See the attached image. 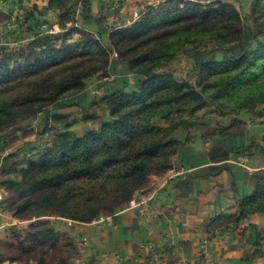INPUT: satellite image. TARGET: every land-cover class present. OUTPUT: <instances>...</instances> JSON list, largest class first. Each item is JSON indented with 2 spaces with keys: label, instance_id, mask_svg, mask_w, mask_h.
<instances>
[{
  "label": "trees",
  "instance_id": "obj_1",
  "mask_svg": "<svg viewBox=\"0 0 264 264\" xmlns=\"http://www.w3.org/2000/svg\"><path fill=\"white\" fill-rule=\"evenodd\" d=\"M35 8L25 14L27 25L35 19ZM48 8L60 13L61 32L46 34L29 26L33 38L23 46L0 47V131L44 109L46 118L66 121L48 107L77 104L71 98L80 95L89 79L109 75L113 51L135 80L133 87L124 80L122 87L94 100L107 109L98 129L67 123L25 166L4 172L7 178L0 186L18 198L5 201L4 208L11 207L20 221L35 211L83 223L112 215L115 207L141 195L150 175L168 172L172 157L188 139L182 142L173 133L204 120L199 109L209 105L224 116L264 103V0H254L248 15L232 1L161 0L146 4L136 20L112 29L107 37L74 25L67 0H48ZM245 38L238 52L230 48ZM192 45V57L201 48H224L229 60L193 62L195 81L177 80L164 66ZM205 134H224V126L208 128ZM230 149L212 147L211 160L224 161ZM255 213H264V169L255 175L252 193L238 200L237 212L220 215L213 228H234ZM55 236V228L44 226L27 238L53 242Z\"/></svg>",
  "mask_w": 264,
  "mask_h": 264
},
{
  "label": "crops",
  "instance_id": "obj_2",
  "mask_svg": "<svg viewBox=\"0 0 264 264\" xmlns=\"http://www.w3.org/2000/svg\"><path fill=\"white\" fill-rule=\"evenodd\" d=\"M159 1L87 0L81 8L75 5V23L107 35L136 20L146 4ZM21 5L28 11L31 5L36 7L30 23L37 29H58V12L48 8V0H21ZM18 6L15 0L3 4L7 11H17ZM112 61L110 69L119 64ZM79 97L74 100L78 107L67 105L70 110L87 105ZM65 107L58 112L68 113ZM69 114V118L75 116ZM215 118L173 133L182 142L188 139L172 157L168 172L154 175L146 191L145 213L124 207L102 222L79 223L77 238H86L84 260L89 264L129 260V264H137L142 258L146 259L143 264L149 260L153 264H264V213L243 217L236 227L225 231L213 228L214 219L237 212L238 200L252 193L254 177L264 169V104ZM218 126H224V134H205ZM219 145L231 149L224 161H212L209 152ZM0 264L7 263L1 259Z\"/></svg>",
  "mask_w": 264,
  "mask_h": 264
},
{
  "label": "rangeland",
  "instance_id": "obj_3",
  "mask_svg": "<svg viewBox=\"0 0 264 264\" xmlns=\"http://www.w3.org/2000/svg\"><path fill=\"white\" fill-rule=\"evenodd\" d=\"M5 1L7 0H0V47L11 48L23 46L33 38V32L28 27H36L31 23L30 25H27L28 20L25 21V14L28 13V10L21 9V0H15L19 5L17 11H7L3 7ZM196 1L207 3L215 0ZM225 1H232L236 9L245 15L251 14L252 12L254 0ZM75 5L81 8L86 5V2L85 0H67V6L72 8L73 13L75 14L74 16L76 17L78 10L76 11ZM57 16L58 29L55 30L45 27L43 31L46 34H56L62 31V28L59 26L60 13H58ZM67 19V17H63L62 21L64 20L65 23L67 22ZM74 25H76L75 22ZM248 28L249 27L247 26V32L249 30ZM25 33L28 35H24ZM98 34L107 37L109 33L107 35L102 33ZM76 36V33L72 34V37L75 38ZM246 41L247 38L244 39L243 43H239L230 48H232L233 51L238 52L240 47ZM195 47V45H192L184 48L169 64L164 66V70L169 71L177 80H182L187 77L190 78L191 81H195V77L191 74L193 62H195V64H200L207 61L224 62L229 60V53L224 48H216L211 51L201 48L198 49L194 57H192ZM111 58L113 60L116 59L117 56H111ZM115 65V68L109 70L108 76L103 78L94 76L88 80V86L82 91L81 97L78 96L81 101H85L87 104L84 108H80L79 106L80 110L72 111L70 110V106H66L68 108L67 111L69 112L65 114L58 112L60 108L56 109L48 107L50 109L48 110L51 112L65 115L66 121L57 122L54 119L46 118L47 109H44V111L38 113V115L31 120H19L15 124H11L10 127L0 131V184H2L7 178V175L4 174L6 170L25 166L29 157L34 159L36 156L35 151L43 149L46 142L53 140L54 135L57 132L56 130L62 128L65 124L71 123L73 125L72 127H81L82 129H98V127H100L103 120L107 117V109L103 104L98 105L94 100L102 96L107 90L112 91L113 89L122 87L124 80L127 81L126 85L128 87H133L134 85V76L130 72L125 73L126 69L124 70L121 64ZM76 98H71V101H74ZM72 106L78 107L77 104H73ZM71 112L75 114L73 118H69V113ZM214 112L215 110L209 105L198 110V113L201 116L200 119H206L209 121L215 120V117L218 116V114ZM88 116H94V120H84V117ZM34 137H37L35 142L33 140ZM24 138H26V140H24ZM153 177L154 175H150L149 182L142 189L141 195L134 196L133 198L142 196H144L143 198H146V191L149 190ZM0 193L2 195L0 200V217H2V219H0V260L4 259L7 264H38L40 262H42L41 264H89L87 260L83 259V254L86 253L84 251L86 247L83 246V243L86 241V238L82 237V240L77 238L79 234L77 226L79 223L83 222H72L61 217H56L55 212L38 213L36 211L33 213L29 212L26 219L20 221L13 215V211L10 210L11 207L4 208L5 201L7 204H11L18 200L17 194L14 193L11 195L6 188L1 186ZM128 202L129 201L115 207L113 212L126 207ZM95 220L96 219L88 222V224H95ZM44 226L56 229V236L53 238V242H50L49 240L39 242L36 239L29 240L27 238L28 234L38 231ZM11 232L14 233L13 236H9ZM14 241L15 245H12L14 247L10 246V244L8 245V243ZM31 244H33V246L30 251L23 250L24 248L31 246ZM257 246L258 245H256V247ZM142 260H145L144 262L146 263V259L142 258L141 260H138L137 264H143V262H141ZM129 261H126L124 264H129ZM147 264L153 263L149 260Z\"/></svg>",
  "mask_w": 264,
  "mask_h": 264
},
{
  "label": "built area",
  "instance_id": "obj_4",
  "mask_svg": "<svg viewBox=\"0 0 264 264\" xmlns=\"http://www.w3.org/2000/svg\"><path fill=\"white\" fill-rule=\"evenodd\" d=\"M111 56L115 57L116 56V53L113 51ZM244 156V155H243ZM242 156V157H243ZM183 171L185 170H179V173H182ZM144 196L142 197H135V198H132L129 200L128 204H127V208H134V209H137L140 213H145L147 210H148V201H149V198L146 197V198H143ZM2 198V195L0 193V200ZM108 219V216H100L98 219H96L94 222H102L104 220Z\"/></svg>",
  "mask_w": 264,
  "mask_h": 264
}]
</instances>
